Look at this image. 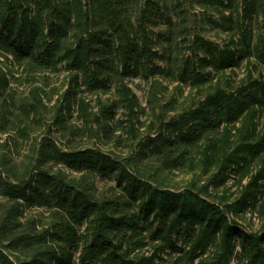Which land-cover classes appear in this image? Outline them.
<instances>
[{"label": "trees", "instance_id": "16d2710c", "mask_svg": "<svg viewBox=\"0 0 264 264\" xmlns=\"http://www.w3.org/2000/svg\"><path fill=\"white\" fill-rule=\"evenodd\" d=\"M263 67L264 0H0V264H264Z\"/></svg>", "mask_w": 264, "mask_h": 264}, {"label": "rangeland", "instance_id": "374dc122", "mask_svg": "<svg viewBox=\"0 0 264 264\" xmlns=\"http://www.w3.org/2000/svg\"><path fill=\"white\" fill-rule=\"evenodd\" d=\"M191 11L194 13L195 16H193V25H200L201 26V17L203 16V14L206 15H213L215 17H218L216 15V13L214 11H206L204 8H200L197 5L193 6V9H191ZM203 33L205 34V36L209 39H212L213 41H216L220 44H222L224 41H226L228 39L227 34L219 31V30H203ZM245 60L241 59L239 61V65L237 67H234V72L231 73L232 71H227L226 72V76H231V78L233 79V84L235 85V87L237 85H239V82L241 80V78L243 77V75L245 74ZM260 72H262L264 74V67L260 69ZM257 74V72H256ZM130 86L132 87V89L134 90V92L137 94L139 102L141 103V105L143 106H147L146 104V99H147V95H146V88H147V84L146 82L142 79V78H133L132 80H130ZM58 84V82H57ZM175 84L170 85L169 87V96L170 94L172 95V93H174V89L173 86ZM181 88L183 90V94L179 95L177 93H175V95H177L178 101L177 103L180 104L184 97H187L188 99L191 97V94L189 93L188 87L185 85H181ZM194 94V92H193ZM168 95L166 96L165 100L168 99L169 97ZM88 97L93 98L94 96L88 95ZM146 111L148 112V108H146ZM151 115H145L142 114L141 115V119L142 121H145V124H143L142 126H140V131L138 132V137L141 136H146L148 134V130L146 129L147 125L149 124ZM259 126L260 127H264V108L261 109L260 114H259ZM147 131V132H146ZM152 137L154 136V134H150ZM254 166H257L256 162L254 164ZM189 177V175H185L184 173L181 172H173V178L175 179V181H178L180 184L184 183L186 181V179ZM233 177V176H232ZM244 183L246 182V180L243 181ZM99 186L103 187L102 182L98 183ZM113 185V182H108L106 183V187ZM228 186H230V192L234 193L231 194L233 195L232 197L235 196L236 191H237V179L236 178H230L229 182H228ZM104 188H102L101 190H103ZM247 230H256L257 227L259 226V220L257 218V214L253 213V212H247L245 215L243 216H239L236 218Z\"/></svg>", "mask_w": 264, "mask_h": 264}]
</instances>
